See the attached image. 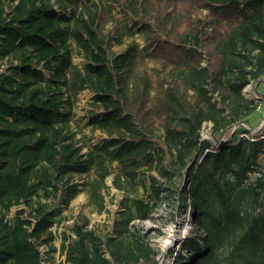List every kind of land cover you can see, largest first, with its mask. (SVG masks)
Listing matches in <instances>:
<instances>
[{
    "label": "trees",
    "instance_id": "obj_1",
    "mask_svg": "<svg viewBox=\"0 0 264 264\" xmlns=\"http://www.w3.org/2000/svg\"><path fill=\"white\" fill-rule=\"evenodd\" d=\"M263 78L264 0H0V264H44L81 190L106 211L110 176L127 194L120 219L104 232L81 216L63 232L64 264H264V125L249 136L241 124ZM84 91L100 137L79 145ZM141 174L147 195L131 198ZM169 198L196 227L175 256L134 222Z\"/></svg>",
    "mask_w": 264,
    "mask_h": 264
},
{
    "label": "rangeland",
    "instance_id": "obj_2",
    "mask_svg": "<svg viewBox=\"0 0 264 264\" xmlns=\"http://www.w3.org/2000/svg\"><path fill=\"white\" fill-rule=\"evenodd\" d=\"M110 27V25L108 26ZM132 40V39H131ZM129 40V41H131ZM137 41L141 42V39ZM115 51H121V46H115ZM73 62L76 64H82L83 59L77 54L76 51L73 52L72 56ZM259 91L264 94V78L262 83L258 87ZM247 95L257 94V90L253 85H250L245 89ZM259 93V92H258ZM92 98V93L90 91H84L79 95V102L75 108L76 115L74 120L71 123V129L76 133L79 145L84 143L94 144L98 141L100 137L98 132L92 133L90 129L86 126L87 123V111L89 109L88 103ZM243 127L250 130L248 134L251 136L254 132L258 131L264 125V101H256V109L253 114L250 116V124L241 123ZM212 129V124L207 123L204 126L202 131L203 138H211L210 132ZM87 151L85 148L84 152ZM158 177L159 176L154 172H150ZM91 176L77 177L76 181L81 185L80 188L83 189V182L91 179ZM143 181H146V184L149 183V178L147 174L140 175V184L137 187V190L133 192H128L129 197H146L147 188H145ZM107 186L109 189L105 190V201H106V211L103 213L97 212L94 206L89 203L88 194L86 191L81 190L80 193L73 199L71 205L68 209L65 210L61 221H59L53 231L55 233V242L54 250H49V248L42 247V258L44 264H64L65 256L62 254V239L63 232H69L70 226L81 216H85L89 220L90 228H97L100 231H108L113 223L120 219L121 212L123 208L120 205V201L124 199L127 195L124 191H120L112 186V176L107 179ZM17 208H13L11 216L14 215ZM256 213L262 214L264 219V200L260 202ZM193 212L190 208H187L183 211H176L175 209V200L169 198L164 202L157 203L155 211L152 214V217L147 220L135 219V223L142 233L146 235L149 239L152 246L156 249H159L161 253L164 254L168 250L178 251L179 243L181 240L188 235L196 233V227L193 222ZM259 251L264 252V231L260 234ZM232 247L227 245L221 252L222 257L226 259L229 256ZM165 264H172V259H162ZM226 261H224V264Z\"/></svg>",
    "mask_w": 264,
    "mask_h": 264
}]
</instances>
